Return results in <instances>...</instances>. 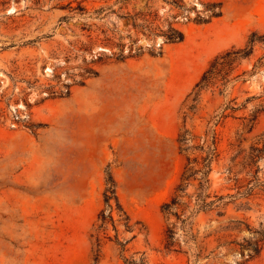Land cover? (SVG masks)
Here are the masks:
<instances>
[{
  "label": "rangeland",
  "instance_id": "obj_1",
  "mask_svg": "<svg viewBox=\"0 0 264 264\" xmlns=\"http://www.w3.org/2000/svg\"><path fill=\"white\" fill-rule=\"evenodd\" d=\"M170 3L0 0V264H264V241L251 258L244 248L264 228V195L241 194L264 182V42L222 93L195 88L216 56L264 35V0ZM212 137L213 205L191 213L196 174L167 219L161 205ZM109 177L131 232L113 199L99 228Z\"/></svg>",
  "mask_w": 264,
  "mask_h": 264
},
{
  "label": "trees",
  "instance_id": "obj_2",
  "mask_svg": "<svg viewBox=\"0 0 264 264\" xmlns=\"http://www.w3.org/2000/svg\"><path fill=\"white\" fill-rule=\"evenodd\" d=\"M170 4L179 9H182L184 7L183 0H171ZM214 6H216L217 8L219 7L218 4H215ZM220 15H221V11L219 10L217 12H213L211 16H209L208 18L199 17L197 22L205 23L212 18L219 17ZM142 25H143L142 28L148 31L150 34H155L153 32H157L156 34L160 35L165 43H176L183 40V33L177 30L172 25V23H167L165 30H161L158 27H154L153 22H149L148 19H143ZM256 41L264 42V35L258 37L255 33H253L245 48L236 49V50L231 49L216 56L209 64V67L202 74L195 88L201 90L204 88L215 87V88H219V92L222 93L223 90H221L220 87H223L227 82L228 76L235 68L234 63L237 60L240 61L242 59L248 58L253 52V46ZM230 109L233 110V108ZM225 110L226 109H224L223 112ZM221 117L223 118L225 116L221 115ZM178 141L179 143L184 145L186 141V136L184 134L179 136ZM183 149H185V147ZM195 149L200 150L204 154V156L201 159V166L199 168H196L195 165H192L190 160L187 158V164L181 175L180 182L176 185L170 199L167 202H164L160 207V211L165 215V217H167V219H169L171 216H174L177 220H179L178 210L181 208V205L184 204L183 198L186 196V189L188 187L189 180L193 178L196 174H200V178L197 187V193L195 196V205L191 213L195 214L200 211H205L214 203V202L206 201V199L209 197V195L206 193L207 185H208V174L211 169V163L217 155L214 137H212L210 144H206V142L204 141L202 146H195ZM193 161L194 163H196L195 160ZM109 178H110L108 183L110 185L109 189H106L103 195V202L105 205V209L101 210L98 216L100 221L99 228L100 229L104 228L108 220L113 223L111 217L112 206L110 204V200L113 199L115 202L116 209L123 216L121 221L124 223L123 225L125 227V231L131 232L132 229L129 224L130 218L125 213V211L123 210V208L121 207L118 201L116 195L115 183L113 182L111 177ZM255 188H257L262 193V195H264V182H263V183H256L255 187L251 186L246 188V190L243 193H241L242 196H246V197L250 196ZM239 208L247 209L248 207L247 204H239ZM184 221L185 219L182 220L181 223L183 224ZM172 227L173 225L167 228L166 230L167 236H166L165 247L168 250H171V248L174 247V241H173L174 233ZM256 235L258 236V239H256L252 244L247 243L244 246L245 249L249 250V258L253 257L259 252L261 243L264 241V228L256 232ZM115 240L118 242L117 235L115 236Z\"/></svg>",
  "mask_w": 264,
  "mask_h": 264
}]
</instances>
